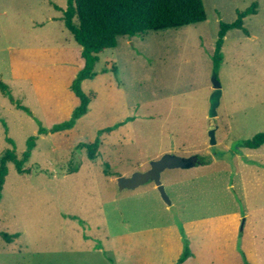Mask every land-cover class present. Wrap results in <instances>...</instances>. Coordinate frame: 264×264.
<instances>
[{
	"label": "rangeland",
	"instance_id": "374dc122",
	"mask_svg": "<svg viewBox=\"0 0 264 264\" xmlns=\"http://www.w3.org/2000/svg\"><path fill=\"white\" fill-rule=\"evenodd\" d=\"M255 2L226 32L215 73L221 23ZM67 4L0 0V157H21L36 137L23 171L8 163L0 232L18 235L0 234V264H264V170L245 161L263 160L264 144L241 145L264 131V0H203V21L118 37L82 81L83 120L52 132L80 104L71 85L84 59ZM214 74L222 94L209 118ZM166 152L201 160L161 173L171 204L153 181L119 190L117 177Z\"/></svg>",
	"mask_w": 264,
	"mask_h": 264
},
{
	"label": "trees",
	"instance_id": "16d2710c",
	"mask_svg": "<svg viewBox=\"0 0 264 264\" xmlns=\"http://www.w3.org/2000/svg\"><path fill=\"white\" fill-rule=\"evenodd\" d=\"M256 6L255 2L250 9L238 11L237 19L231 23H221L213 56V71L215 73H217L222 60L221 46L226 32L230 28L243 27V18L252 12L255 13ZM205 19L203 0H68L67 7L63 10L64 24L76 42L82 46L81 54L84 59V66L79 70L71 85L80 98V104L74 109L70 119L53 125L49 130L56 132L71 128L76 120L88 111L92 95L82 89V81L92 78L96 74L94 69L99 60V53L107 48L116 47L118 37L178 28ZM0 87L7 90V85L1 81ZM107 130H111V127H108ZM46 131L47 129L44 127L39 128L40 133ZM35 138L31 137L28 140L27 149L21 157L16 153V149H8L1 155L0 200L8 174V163L13 162L19 171H23L24 163L31 156ZM263 143L264 131L242 141L241 145L257 148ZM85 146L89 156L94 157L98 140ZM0 234L8 240L18 235L17 233L10 235L5 232H0ZM188 255L189 253L185 252L180 262Z\"/></svg>",
	"mask_w": 264,
	"mask_h": 264
},
{
	"label": "water",
	"instance_id": "95a60500",
	"mask_svg": "<svg viewBox=\"0 0 264 264\" xmlns=\"http://www.w3.org/2000/svg\"><path fill=\"white\" fill-rule=\"evenodd\" d=\"M222 90L221 85L216 74L213 77V91L209 98V118H213L218 115L217 108L220 104ZM216 128L215 125H210L208 129L209 143L210 145L216 144ZM201 163L199 157L194 154L190 156H180L175 153L166 152L159 158L150 162V167L145 171H136L130 176H119L116 178L119 190L134 189L140 185H143L149 181H153L157 189L159 190L162 198L171 204V200L165 190L164 185L161 182V173L165 169L170 168H189Z\"/></svg>",
	"mask_w": 264,
	"mask_h": 264
},
{
	"label": "crops",
	"instance_id": "0c3cea01",
	"mask_svg": "<svg viewBox=\"0 0 264 264\" xmlns=\"http://www.w3.org/2000/svg\"><path fill=\"white\" fill-rule=\"evenodd\" d=\"M81 119V120H80ZM80 121H78L79 123L83 120V117H80ZM264 144V143H263ZM262 144V145H263ZM262 145H260V146H262ZM259 146V147H260ZM257 149H259V148H257ZM254 150V149H253ZM245 151V150H244ZM244 151H242L241 153H243ZM246 154V156L247 157H249V158H253L252 157V155H251V153H249V152H247V153H245ZM264 154V153H263ZM258 156L259 157H261L262 155H261V152L260 153H258ZM241 160V159H240ZM249 160V165L250 166H261V168H262V170H264V159L263 160H260V162H259V159L258 160H256V159H245V161H248ZM241 163H243V161L241 160ZM257 163H258V165H257ZM252 172H251V174H253V175H256V171L254 170V168L252 167V170H251Z\"/></svg>",
	"mask_w": 264,
	"mask_h": 264
}]
</instances>
